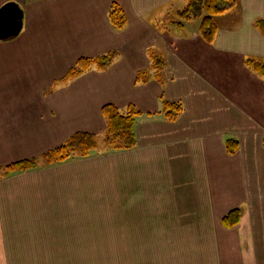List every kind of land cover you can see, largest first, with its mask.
I'll return each instance as SVG.
<instances>
[{
    "label": "crops",
    "instance_id": "crops-1",
    "mask_svg": "<svg viewBox=\"0 0 264 264\" xmlns=\"http://www.w3.org/2000/svg\"><path fill=\"white\" fill-rule=\"evenodd\" d=\"M179 1L0 0L23 11L21 33L0 39V168L38 163L0 170V264L44 253L66 262L57 256L68 247L99 245L90 224L118 216L138 237L170 233L187 249L206 247V264H264V76L247 63L264 62V0H238L236 22L220 24L213 43L197 23L166 21L181 15ZM114 3L128 18L123 31L108 18ZM112 50L107 70L62 83L79 59ZM153 57L164 60L160 78ZM162 98L182 104L177 120ZM107 104L140 112L134 148L46 163L76 133L101 136ZM234 209L241 221L226 228Z\"/></svg>",
    "mask_w": 264,
    "mask_h": 264
},
{
    "label": "trees",
    "instance_id": "trees-1",
    "mask_svg": "<svg viewBox=\"0 0 264 264\" xmlns=\"http://www.w3.org/2000/svg\"><path fill=\"white\" fill-rule=\"evenodd\" d=\"M238 3V0H191L181 15L185 19H193L200 16L199 32L206 42L213 43L219 30L215 18L231 11H238ZM109 18L115 29H122L126 24V17L118 4L112 6ZM256 26L264 32V19L258 20ZM113 58L114 55L112 53L95 58H81L67 73L62 83H68L92 68L104 70L110 65ZM153 59V67L157 70V77L160 78L161 68L165 64L164 60L156 57H153ZM247 63L253 70L264 76L263 61L248 59ZM143 75L144 73L142 72L139 77ZM139 77L138 80H140ZM162 101L163 113L166 119L170 121L177 120L184 110L182 104L172 103L165 99ZM102 113L107 121L106 141L110 149L129 150L134 148L137 145L135 134L136 117L139 116L140 112L134 106H130L128 112L122 114L116 106L108 104L103 107ZM97 144L98 141L95 135L83 132L76 133L61 146L48 151L44 155V159L47 164H55L66 161L72 154L88 156L92 150L97 148ZM226 146L228 152L234 154L238 150V141L229 139ZM37 165L38 163L35 159L25 160L8 166L5 172L9 174L15 171H26L37 167ZM241 218V209H234L224 216L223 224L226 228H234L240 223Z\"/></svg>",
    "mask_w": 264,
    "mask_h": 264
},
{
    "label": "rangeland",
    "instance_id": "rangeland-1",
    "mask_svg": "<svg viewBox=\"0 0 264 264\" xmlns=\"http://www.w3.org/2000/svg\"><path fill=\"white\" fill-rule=\"evenodd\" d=\"M190 2L191 0L179 1L176 3L175 9L179 10L180 13H182L187 8ZM120 8L122 9L121 6ZM122 11L126 17V24L122 29H116L118 31H123L128 26L127 15L123 9ZM237 16H238L237 11L236 12L231 11L227 14L219 15L215 19L218 26L220 27V24L222 23L225 24L228 23V25L234 24V22H236ZM199 17H195L193 19H185L181 15L177 16L175 13H173L172 16H170V18H168L166 21L168 22L176 21V20L183 21L184 25H188L191 27L192 25L195 26L197 23L200 29L201 18ZM108 18H109V14H108ZM109 53H112L114 55V58L112 59L110 65L106 69L99 70L97 68H92L91 70L96 69L98 71H105L111 65H113L116 58L118 57V51L112 50L106 54ZM106 54H102V55H106ZM84 58H91V57H84ZM138 77L139 74L137 76L138 83H140L141 81L143 82L145 81L144 76L139 77L140 80H138ZM106 130H107V126H106ZM106 130L99 137L96 134H93L96 136L98 141L97 149L101 148L100 150L103 152L110 150V147L106 141ZM74 157H87V156L72 154L69 159ZM34 159L37 161L36 158ZM8 166L3 167V170L2 168H0V170L5 171ZM118 218L119 221L117 222L108 221V222H98L93 225L90 224V226L97 229L96 231H94V234L97 235V238L93 240H89V242H93V243L98 242L99 245L68 247L66 253L61 252L59 256H57V258L59 259L66 258L67 259L66 262H48L46 261L47 256L44 253L45 256H34L36 262L11 263V264H206V247L189 246V249H187L188 248L186 247L187 244L184 245V247L178 245V241L175 240V238L172 237L170 233H163L162 236L160 232L150 231V232H146L145 234L146 236L138 237L137 231L126 232L124 230V228L126 227L134 228L136 226V223L133 222L124 223L122 220V216H118ZM179 241L182 242L184 241L185 243H188V240H179ZM84 242H88L87 239L84 238Z\"/></svg>",
    "mask_w": 264,
    "mask_h": 264
},
{
    "label": "water",
    "instance_id": "water-1",
    "mask_svg": "<svg viewBox=\"0 0 264 264\" xmlns=\"http://www.w3.org/2000/svg\"><path fill=\"white\" fill-rule=\"evenodd\" d=\"M23 28V11L19 4L9 2L0 9V39L17 37Z\"/></svg>",
    "mask_w": 264,
    "mask_h": 264
}]
</instances>
